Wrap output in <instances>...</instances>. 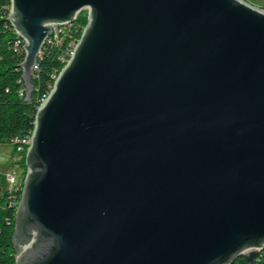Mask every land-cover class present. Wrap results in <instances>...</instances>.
<instances>
[{"label":"water","instance_id":"obj_1","mask_svg":"<svg viewBox=\"0 0 264 264\" xmlns=\"http://www.w3.org/2000/svg\"><path fill=\"white\" fill-rule=\"evenodd\" d=\"M84 12L35 115L15 264H253L264 250V8L11 0L25 101L54 27Z\"/></svg>","mask_w":264,"mask_h":264},{"label":"trees","instance_id":"obj_2","mask_svg":"<svg viewBox=\"0 0 264 264\" xmlns=\"http://www.w3.org/2000/svg\"><path fill=\"white\" fill-rule=\"evenodd\" d=\"M10 10L11 0H0V144L14 146V138L32 135L36 112L41 102L49 96L55 79L66 66L68 56H65V53L73 43L75 46L78 44L87 26L88 17L87 14L81 13L72 26L59 34L58 40L51 39L46 43L31 82L32 96L30 101H25L27 91L22 80L23 72L20 67H16L25 59L24 42L8 21ZM19 164L23 169L21 175L23 188L27 173L26 155ZM21 193L20 190L11 191L9 187L2 188L0 175V264L16 263L17 252L13 244V234ZM232 264L251 263L242 256ZM253 264H264V250Z\"/></svg>","mask_w":264,"mask_h":264},{"label":"rangeland","instance_id":"obj_3","mask_svg":"<svg viewBox=\"0 0 264 264\" xmlns=\"http://www.w3.org/2000/svg\"><path fill=\"white\" fill-rule=\"evenodd\" d=\"M251 5L264 8V0H247ZM87 14V12H84ZM14 146L12 144H0V175H1V187L7 188L10 186L8 183V175L15 171L18 175L22 174L23 169L21 165H17L13 159ZM18 257V255H17Z\"/></svg>","mask_w":264,"mask_h":264},{"label":"built area","instance_id":"obj_4","mask_svg":"<svg viewBox=\"0 0 264 264\" xmlns=\"http://www.w3.org/2000/svg\"><path fill=\"white\" fill-rule=\"evenodd\" d=\"M9 15H10V13H9ZM72 25H70V26H72ZM70 26L64 27V28L54 27L53 35L48 39V41L51 40V39L58 40L59 39V34L64 32ZM74 50H75V43H73L71 45V47L65 53V56H68V62H69L71 56L73 55ZM36 69H37V66H36L35 70ZM24 89H25V87H24ZM25 91H26V89H25ZM23 95H24V91L22 93V96ZM26 141H31L30 140V135H27V136H24V137H16V138L13 139V143H14V146H15V155L13 156V159H14L15 164H17V165L19 163V156H20V154H21V152L23 150L24 144H26ZM20 176H21V174L18 175L15 171H13L12 173H10L8 175V179L7 180H8V183L10 184L9 189L11 191H14V192L16 191L17 185L19 183Z\"/></svg>","mask_w":264,"mask_h":264},{"label":"bare ground","instance_id":"obj_5","mask_svg":"<svg viewBox=\"0 0 264 264\" xmlns=\"http://www.w3.org/2000/svg\"><path fill=\"white\" fill-rule=\"evenodd\" d=\"M11 11V10H10ZM23 41V40H22ZM24 42V41H23ZM24 45H25V43H24ZM77 46V45H76ZM76 46H75V48H76ZM68 63V62H67ZM58 77V76H57ZM57 79V78H56ZM55 79V80H56ZM47 99V98H46ZM45 99V100H46ZM44 100V99H43ZM44 100V101H45ZM43 101V102H44ZM43 102H41V103H43ZM39 109V108H38ZM30 140H32V135L30 136ZM30 144H31V141H26V144H24V146H23V150H22V152H21V154H20V156H19V163H20V161L22 160V158H23V156L24 155H26V153H27V151H28V149H29V147H30ZM19 163H18V165H19ZM22 175V174H21ZM21 177L22 176H20V178H19V183H18V185H17V188H16V191L18 192L19 190L20 191H22L21 190V188H22V182H21ZM15 191V192H16Z\"/></svg>","mask_w":264,"mask_h":264}]
</instances>
